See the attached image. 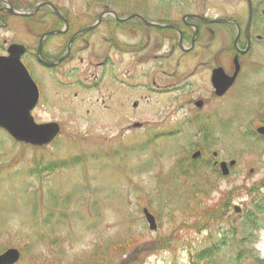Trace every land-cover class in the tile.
<instances>
[{
  "label": "rangeland",
  "instance_id": "rangeland-1",
  "mask_svg": "<svg viewBox=\"0 0 264 264\" xmlns=\"http://www.w3.org/2000/svg\"><path fill=\"white\" fill-rule=\"evenodd\" d=\"M8 1L26 10L41 0ZM51 1L67 15L71 32L104 9L177 23L185 13L243 21L247 13L245 0H185L179 8L168 0ZM49 11L0 17V54L11 42L27 48L23 60L41 91L35 120L60 125L55 140L42 147L16 143L0 129V253L18 249L14 264H121L123 256L131 261L124 264H256L254 250L264 259V139L255 132L264 119V38L243 58L247 75L218 98L209 69L234 31L213 27L207 42L201 35L184 55L175 38L140 29L143 43L151 34L140 80L124 44L135 34L106 22L77 39L58 67L40 66L32 54L39 35L60 26ZM256 33L264 35V27ZM66 43V36L51 37L44 49L57 57ZM172 44V56L158 67L153 56H167ZM106 55L115 59L112 72L100 62ZM125 58V84L142 87L118 84L117 66ZM152 77L160 85L185 86L156 93L148 89ZM136 98L135 110L129 101ZM197 99L201 108L193 105ZM134 119L140 128L127 127ZM195 151L201 155L192 159ZM230 159L236 165L221 175L218 163ZM143 207L155 217V231L148 230Z\"/></svg>",
  "mask_w": 264,
  "mask_h": 264
},
{
  "label": "water",
  "instance_id": "water-1",
  "mask_svg": "<svg viewBox=\"0 0 264 264\" xmlns=\"http://www.w3.org/2000/svg\"><path fill=\"white\" fill-rule=\"evenodd\" d=\"M41 4L50 5L44 1L38 5ZM50 6L58 14L55 8ZM35 8L37 6L33 10ZM8 51V56L0 57V126L16 140L42 144L56 134L57 125L54 123L38 125L33 122L29 111L37 100V90L19 60L24 48L12 44ZM9 258H15L13 250L0 255V264L13 260Z\"/></svg>",
  "mask_w": 264,
  "mask_h": 264
},
{
  "label": "flooded vegetation",
  "instance_id": "flooded-vegetation-1",
  "mask_svg": "<svg viewBox=\"0 0 264 264\" xmlns=\"http://www.w3.org/2000/svg\"><path fill=\"white\" fill-rule=\"evenodd\" d=\"M257 6L258 5H252V14H251V20H250V26H249V33L247 35L244 34V28L242 30H240V34L238 36V39H237V47L239 49H243L246 45V43H249V46H254V45H257L259 44V42L261 41V38L259 39V36L257 35H253V30H255V28H260L261 25L263 26V22L261 21V16H264V14L262 13L263 12V8L259 11L261 12V15L258 13V9H257ZM133 19H136L137 18H131V19H127L123 22H134L135 20ZM117 22V21H116ZM193 24L190 20H187L185 19L182 23V26H178V29L180 30V34H177L176 35V39L177 38H180L182 39V41L188 36V33H189V30H191L192 28L190 27V25ZM141 26H136L135 28H132L131 31L129 32L130 34H135L134 36V41H132V43H127V42H124L125 45L129 46V54H130V57L134 59L135 61V66L136 67H132V70H135L137 69V67H139V65L142 63V60H143V49L145 48V46L143 45V35L141 34V31H140V28ZM176 27V26H175ZM121 29H124V26H121L119 27ZM166 29H169V28H166ZM169 31L171 32H174V34L176 33L174 30L172 29H169ZM208 31H210L212 34L213 32L210 30V28H208ZM69 27L67 28V31L65 33H60L58 35H53L51 37H64V35H67L69 33ZM206 33H207V30H206ZM172 34V33H171ZM192 34H193V30H192ZM160 36H166V33L165 32H162V33H159ZM199 35V31H197L196 35H195V39H197ZM168 39L169 40H173V37L171 35H169V32H168ZM243 37V40H244V44L240 41V38ZM71 37V35L68 36V39ZM191 38H192V35L190 36L189 40L191 41ZM68 41V40H67ZM181 51V53L183 54H186L188 52L186 51H189L188 49H181L179 48ZM203 49H207V44L204 43L203 45ZM119 52L123 53V54H126L125 52V49H117ZM230 51V49L226 48L225 50L224 49H220V51L218 52V58L217 59V62L212 66L210 67L209 69V76L211 75V72L212 70L215 68V67H221L223 69V71L227 74H230L234 71V64H233V57L235 54L238 53V60H239V64H240V69H239V72L241 75L244 73V70H245V67H244V60L243 58L249 54V52L247 53H239V51H236V47L233 48V56L232 58L230 57H227V53ZM174 52V46L172 44L171 46V49L170 51L167 53V56H164L163 55V58H160V59H156L155 61L157 62V66H163L164 63L166 61L169 60V58L172 56ZM223 56V58L221 57ZM154 57H159V55H154ZM119 60V59H117ZM226 61V62H225ZM230 61V63H229ZM105 64V67L108 68V70H110V72H112V66H113V60L110 56L106 55L104 57V62ZM170 63V62H168ZM171 64H168L167 66L168 67H171L170 66ZM127 59L125 58V61L122 63L121 60H119V65L117 66V71H120V81H117L118 84L120 86H122L124 89H129V88H138V87H142V85H140L139 82H135V84H132L131 86L125 84V80L123 78H126V68H127ZM165 66V65H164ZM123 70H125V72H123ZM245 74V73H244ZM239 75V74H238ZM238 75L236 76L233 84L235 83ZM150 80H152V84L154 85V90H159V91H163V90H169V89H174L176 87V89H183L184 88V83L180 86H177L176 83L174 82H168L166 84H162L160 85L159 83L156 82V80L152 77ZM233 84L227 89V91L222 95H226L227 92L232 88ZM213 91V94H214V90L212 89ZM215 95V94H214ZM221 97V96H220ZM141 101L139 98H136L135 100H130L129 101V107H132L133 109H138V107L140 106V102ZM203 100H198V101H193V105H200V108L202 107L203 105ZM196 107V106H195ZM123 108L124 109H128L127 105H123ZM197 108V107H196ZM199 108V107H198ZM139 124V125H137ZM142 125V122L140 121H133L131 123H128V126H131V127H135V126H140Z\"/></svg>",
  "mask_w": 264,
  "mask_h": 264
},
{
  "label": "trees",
  "instance_id": "trees-1",
  "mask_svg": "<svg viewBox=\"0 0 264 264\" xmlns=\"http://www.w3.org/2000/svg\"><path fill=\"white\" fill-rule=\"evenodd\" d=\"M122 1H124V0H122ZM124 2H125V1H124ZM124 2H123V3H124ZM257 264H260V263H257Z\"/></svg>",
  "mask_w": 264,
  "mask_h": 264
}]
</instances>
